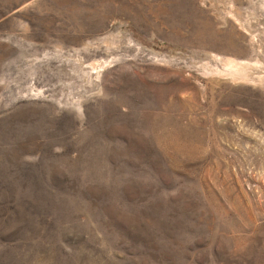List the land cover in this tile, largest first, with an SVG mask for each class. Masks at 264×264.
<instances>
[{"label": "rangeland", "instance_id": "rangeland-1", "mask_svg": "<svg viewBox=\"0 0 264 264\" xmlns=\"http://www.w3.org/2000/svg\"><path fill=\"white\" fill-rule=\"evenodd\" d=\"M263 10L0 0V264H264Z\"/></svg>", "mask_w": 264, "mask_h": 264}, {"label": "bare ground", "instance_id": "bare-ground-1", "mask_svg": "<svg viewBox=\"0 0 264 264\" xmlns=\"http://www.w3.org/2000/svg\"><path fill=\"white\" fill-rule=\"evenodd\" d=\"M228 12L231 15V18L233 19V21H235L238 24L241 22L238 14H236L234 11H232V9H230ZM262 14L260 13V15H262ZM260 15H258V16L260 17ZM249 20H250L249 24L247 22L248 25L247 26L243 25V26H245L246 31L250 34V27L253 26V25L255 26L259 19L257 20V16L255 17L252 13H250ZM260 25H259V28L263 29L264 26H260ZM250 37H251V39L254 38V37H252L251 34H250ZM224 65L227 68V72L226 73L234 81L235 80H240L242 82L243 81L244 82H248V81L251 82L252 81V82L255 83L256 81L264 80V66L259 61L249 62V61H245V60L237 61V60H233V59H228L227 62ZM92 67H93V65H92ZM93 69H96V68L93 67ZM93 87H94V85H93Z\"/></svg>", "mask_w": 264, "mask_h": 264}]
</instances>
